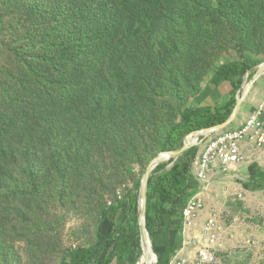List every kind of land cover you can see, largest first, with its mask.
<instances>
[{"label": "trees", "instance_id": "obj_1", "mask_svg": "<svg viewBox=\"0 0 264 264\" xmlns=\"http://www.w3.org/2000/svg\"><path fill=\"white\" fill-rule=\"evenodd\" d=\"M261 1L246 0V5ZM189 6L197 4L194 0H0V45L16 62L0 78V206L5 191L17 193L18 175L27 177L30 187H41L50 170L47 160L55 153H61L56 161L60 172L75 146L69 139H79L84 128L95 135L93 121L108 122L113 104L131 103V87L138 91L146 86L153 95L156 82L150 76L163 71L158 56L172 50L177 27L199 23L180 14ZM159 29L168 33L159 34ZM259 64L247 57L220 66L210 86L199 90L183 110L163 149L180 150L189 135L225 123L246 75L253 77ZM227 85L230 90L223 93ZM198 153L197 145L190 147L177 160L157 166L148 180L146 229L155 246L183 231V210L199 188L192 173ZM259 182L253 177L246 187L253 189ZM124 205L129 213L138 212L139 194L132 190L124 202L105 209L101 222L116 224ZM105 241L111 243L106 255ZM177 250L175 244L167 245L158 252L157 264H171ZM143 254L141 228L132 220L110 240L98 234L95 244L70 248L61 264H138Z\"/></svg>", "mask_w": 264, "mask_h": 264}, {"label": "rangeland", "instance_id": "obj_2", "mask_svg": "<svg viewBox=\"0 0 264 264\" xmlns=\"http://www.w3.org/2000/svg\"><path fill=\"white\" fill-rule=\"evenodd\" d=\"M194 2L195 8L189 6L180 14L187 19L196 18L199 23L177 27L172 50L158 56L163 71L150 76L156 82L153 95L146 91V86L138 91L133 85L130 91L127 88L132 102L113 104L108 122L93 121L95 135L84 128L79 139H69V144L75 141V146L60 172L56 170V161L61 153H55L47 160L50 170L41 187H30L28 178L18 175L17 193L13 194L11 189L3 193L0 264H61L70 248L91 246L98 234L110 240L119 227L132 220L141 228L140 199L145 175L155 159L173 152L165 151L164 143L171 128L180 122L183 110L192 104L194 95L210 86L212 77L224 64L247 57L259 62V66L264 63V0L252 5H246V0H223L221 5L219 0ZM14 61L2 52L0 45V78L4 69L16 66ZM253 77L246 75L238 96H243ZM263 81L264 75L250 90L228 128L247 117L249 97ZM124 115L127 118L121 120ZM213 135L199 136V152ZM35 137L41 147V136ZM78 152L81 155L75 154ZM172 160L175 159L163 163ZM253 177L260 184L248 190L246 185ZM206 188L204 210L192 226L183 228L168 241H159L154 245L155 252L173 243L177 254L194 257L207 244V219L215 216V264H264V149L246 150L243 160L227 171L217 167ZM132 190L139 194L138 212L129 213L124 205L116 224L101 222L102 212L124 202ZM110 244H102L105 255Z\"/></svg>", "mask_w": 264, "mask_h": 264}, {"label": "built area", "instance_id": "obj_3", "mask_svg": "<svg viewBox=\"0 0 264 264\" xmlns=\"http://www.w3.org/2000/svg\"><path fill=\"white\" fill-rule=\"evenodd\" d=\"M193 165V179L198 191L189 199L183 210V228L192 226L196 216L204 210V193L215 169L228 168L239 164L244 152L249 149H264V101L240 126L214 132ZM215 216H210L204 226L207 244L198 249L194 257L179 252L171 264H215L217 228Z\"/></svg>", "mask_w": 264, "mask_h": 264}, {"label": "water", "instance_id": "obj_4", "mask_svg": "<svg viewBox=\"0 0 264 264\" xmlns=\"http://www.w3.org/2000/svg\"><path fill=\"white\" fill-rule=\"evenodd\" d=\"M264 75V63L261 64L258 67V70L255 74V76L253 77L252 81H250L249 84H247V87H245L244 92H243V96L237 97V105L231 115V117L222 125L214 127L212 129H208V130H202L200 132H196L193 133L191 135H189L187 138H185L184 142H183V147L180 150L177 151H173L169 157L167 159H165L163 157V155L159 156L157 159H155L151 165L148 168V171L145 175V179L143 181V188H142V196L140 199V207H141V245H142V249H144V254H145V245H143L144 243V239L150 238L151 239V235L150 233L147 231L146 229V211H147V185H148V180L152 174V172L154 171V169L159 166L161 163L165 162L166 160H169L171 158H174L175 160H177L179 157L183 156V153L185 151H187L190 147L197 145L198 143V138L201 135H209L212 134L214 132H218V131H222L224 129H227L229 126L232 125V122L235 120L237 113L242 105V103L245 101V99L247 98L250 90L253 88V86L255 85V83ZM194 135H197V138H193ZM152 240V239H151ZM154 245V244H153ZM143 254V256H144ZM142 256V257H143ZM141 261V260H140ZM159 262V255L158 253H156V261L154 262V264H157ZM140 263V262H139ZM138 263V264H139Z\"/></svg>", "mask_w": 264, "mask_h": 264}, {"label": "crops", "instance_id": "obj_5", "mask_svg": "<svg viewBox=\"0 0 264 264\" xmlns=\"http://www.w3.org/2000/svg\"><path fill=\"white\" fill-rule=\"evenodd\" d=\"M224 87H223V93H228L229 90H230V85H227V86H224ZM263 98H264V81L262 82V84L259 87H257L253 91V93L249 97V101H248V104H247L248 105L247 106V112L248 113H246V115H245L247 117L240 124L234 125L233 127L240 126L242 123H244V121L252 114V112L255 111L257 107L260 106V104L263 101ZM169 244H173V243H167V245H169ZM166 246H164V247H166Z\"/></svg>", "mask_w": 264, "mask_h": 264}, {"label": "bare ground", "instance_id": "obj_6", "mask_svg": "<svg viewBox=\"0 0 264 264\" xmlns=\"http://www.w3.org/2000/svg\"><path fill=\"white\" fill-rule=\"evenodd\" d=\"M247 87V85H246ZM170 154H164L163 157L165 159H167L169 157ZM146 246V250H145V254L144 256L141 258V261L139 264H154V262L156 261V252L154 250V245H153V241L150 238H145L144 239V243Z\"/></svg>", "mask_w": 264, "mask_h": 264}]
</instances>
